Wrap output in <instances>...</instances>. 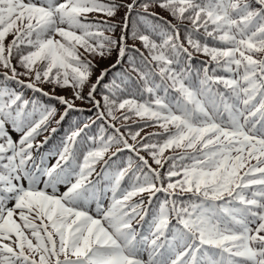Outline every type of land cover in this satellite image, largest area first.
Returning <instances> with one entry per match:
<instances>
[{
  "label": "snow or ice",
  "instance_id": "6c2138e0",
  "mask_svg": "<svg viewBox=\"0 0 264 264\" xmlns=\"http://www.w3.org/2000/svg\"><path fill=\"white\" fill-rule=\"evenodd\" d=\"M0 264H264V0H0Z\"/></svg>",
  "mask_w": 264,
  "mask_h": 264
},
{
  "label": "trees",
  "instance_id": "16d2710c",
  "mask_svg": "<svg viewBox=\"0 0 264 264\" xmlns=\"http://www.w3.org/2000/svg\"><path fill=\"white\" fill-rule=\"evenodd\" d=\"M123 13H120V16H122ZM162 15H166V13H162ZM120 16H117V20L120 19ZM131 43V41H130ZM200 58L197 59V61L195 63L198 64V61H199ZM111 62L109 61H105L104 62V65L107 66V64H109ZM94 79V78H93ZM45 90H50L48 87H46ZM57 94L58 95H66V96H70V91H62V90H57ZM27 96H31L32 93L31 92H28L26 93ZM97 99H99V96H97ZM77 104L82 107V108H85L86 110L84 112H71L69 114V116L65 119V121L59 126L58 128V131L57 133L55 134H51L50 130L49 132L47 133H44L43 135H49L50 136V139L48 141V144L45 145V148L42 149L41 151H47V150H50V149H55L59 144H60V141L61 139L64 137L65 133L68 131L69 129V126L73 124L74 121H77V122H89V118H92V119H95V110H92V111H88L87 109H89L91 106L90 105H87V104H81L79 101H77ZM57 107L59 108V111L62 112L63 109L60 108L59 105H57ZM56 119L58 120L59 119V113L57 114L56 116ZM101 122L100 121H97V125H94L91 129V133H95L97 132V126L100 124ZM131 124V127H132V130L135 131V130H138V125L137 124H132V122L130 121L129 122ZM142 123V122H141ZM53 127H56V124L55 122H53L52 124ZM121 131L125 132V134H127V130L122 128ZM157 131H160L159 128H155V127H146L144 129V131L141 133V135H145L146 133H149V132H157ZM90 133V134H91ZM109 134H111V130H109ZM43 135H41L40 137H38L37 139L38 140H42L43 139ZM14 138H16L15 134H13ZM130 142H132L130 140ZM142 155H146V153H141ZM129 155H133V153H130L129 151L125 150L124 152H122L120 154V160H123V161H126L127 157ZM115 159V158H114ZM52 163H54V159L51 161ZM119 163V160L117 161ZM149 162L151 163V160H149ZM155 167V165H153ZM63 190V189H61Z\"/></svg>",
  "mask_w": 264,
  "mask_h": 264
},
{
  "label": "rangeland",
  "instance_id": "374dc122",
  "mask_svg": "<svg viewBox=\"0 0 264 264\" xmlns=\"http://www.w3.org/2000/svg\"><path fill=\"white\" fill-rule=\"evenodd\" d=\"M109 62H112V61H109ZM105 66V65H104ZM129 142H130V140H129ZM131 143V142H130Z\"/></svg>",
  "mask_w": 264,
  "mask_h": 264
}]
</instances>
